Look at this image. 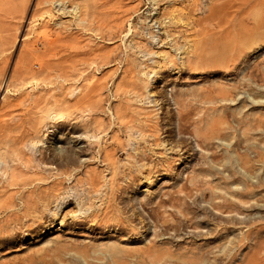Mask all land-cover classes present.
<instances>
[{"label":"rangeland","instance_id":"rangeland-1","mask_svg":"<svg viewBox=\"0 0 264 264\" xmlns=\"http://www.w3.org/2000/svg\"><path fill=\"white\" fill-rule=\"evenodd\" d=\"M0 264H264V0H0Z\"/></svg>","mask_w":264,"mask_h":264}]
</instances>
